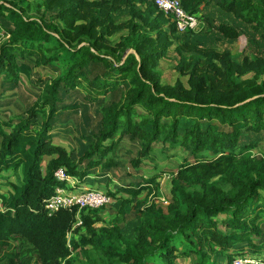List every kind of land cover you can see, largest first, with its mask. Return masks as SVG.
<instances>
[{
    "label": "trees",
    "instance_id": "trees-1",
    "mask_svg": "<svg viewBox=\"0 0 264 264\" xmlns=\"http://www.w3.org/2000/svg\"><path fill=\"white\" fill-rule=\"evenodd\" d=\"M181 3L204 28L211 0ZM216 6L232 21L216 26L222 37L238 39L242 23L264 37V0H219ZM125 12L117 20L115 14ZM198 36L179 33L150 0H0V109L5 92L22 82V61L57 72L40 80L28 107L0 116V178L9 170L15 175L0 192V264H175L192 256L197 264H219L206 262L211 252L228 257L227 264L237 257L264 264V243L253 240L263 232L264 156L252 153L256 142L243 141L264 134V57L238 60L229 50L200 45ZM175 43L176 69L186 84L163 81L157 70L159 57ZM105 96L110 100L94 110L78 155L53 142L63 113ZM125 139L138 145L135 167L156 146L185 153L170 173L166 208L157 194L161 172L123 180L108 192L121 199L122 214L134 201L141 220L135 238L118 225L97 226L100 208L46 209L56 189L74 190L85 180L99 184V176L89 177L94 169L116 171ZM59 169L75 185L60 181ZM82 228L86 234L69 238ZM178 238L184 251L174 244ZM235 243L248 249L237 252Z\"/></svg>",
    "mask_w": 264,
    "mask_h": 264
},
{
    "label": "rangeland",
    "instance_id": "rangeland-1",
    "mask_svg": "<svg viewBox=\"0 0 264 264\" xmlns=\"http://www.w3.org/2000/svg\"><path fill=\"white\" fill-rule=\"evenodd\" d=\"M217 1L219 0H211V3L208 8L203 12L206 15L207 20L205 21V25L202 31L198 32L199 36L196 39L197 42L202 46H209L218 51L229 50L232 54H234L238 60L243 59L245 56L256 57L263 56L264 57V37L261 32L258 30H254L251 26L246 24H239L241 29L240 37L236 40H231L225 37H222L216 29V26L222 21L232 22L231 19L226 16L223 17L219 13H216L219 9L216 6ZM117 20L121 21L126 18L125 13H117L115 14ZM236 24V23H235ZM126 30H121L116 32L114 35L109 37L110 42L115 43L119 40L121 34L125 33ZM220 35V36H219ZM179 43H175L171 47L167 49L163 56L159 57L157 70L159 71L160 78L163 81L174 83L178 78H180L185 84L187 81L186 76H181L176 69V65L178 64L179 54L175 50ZM20 75L22 77V82L16 88L12 90H8L3 95L4 100H2V108L0 109V116L11 117L14 112H17V108H26L30 105L31 101L34 99V91L40 87L41 79H51L57 75L55 70L50 67H37L33 63L27 61H22L20 63ZM251 76V73L245 75L244 77ZM1 81V78H0ZM110 100V96H105L104 98L98 100L97 102L84 104L83 106L78 107L77 109H73L69 112L63 113L60 120L57 122L54 127L53 133V142L56 144H60L64 146L70 153H74L78 155V151L80 148L81 140H84L83 137L90 130V125L92 123V117L94 115V110L101 108L103 105L108 103ZM252 141L256 142V146L252 149V153L258 156H264V134H253L250 137L244 138L243 141ZM151 155L144 159V161L139 165V167H135L133 165L132 159H136L138 157V145L135 141H131L129 139L123 140L120 144V150L118 152V159L120 160V165L116 169V171H110L108 175H103L102 172L98 169L92 170V173L89 177L95 178L99 176V184L90 185L91 182L89 180H85L81 182V184L74 188V190H67L68 193H74L79 190L81 186H84L83 189H92L96 190L93 195H85L79 196L74 199L80 201L81 204L91 205L98 209V213L101 217V220L96 223L97 226H115L118 225L121 229L122 234L126 238H135L137 235V227L140 224V218L136 216V213L132 210V204L134 201L127 204L125 207V212L122 214V206L121 199L114 198L108 192H116L119 185L123 184V180L132 181L134 179H140L146 176H153L158 172L162 174L158 175V189L157 194L160 202L166 208L169 203V199L171 198V172H176L178 170L179 164L182 162L185 153L179 150L177 153L172 155L166 154L162 152L159 146ZM107 157H111L109 154ZM49 158H45L43 164L45 165ZM128 172H132V174H128ZM4 178H0V192L4 191L6 188L7 176L11 180H15V175L13 171H5L3 172ZM143 175V176H142ZM89 178V179H91ZM142 180V179H141ZM77 181L72 179V181H68V187L75 185ZM56 192L63 194L62 190H56ZM110 195L109 197L106 195ZM264 195V191L261 192ZM122 195V196H120ZM118 197L128 198L131 196L120 194ZM146 195V191H143L138 199H144ZM69 196H67L68 198ZM107 199H106V198ZM64 201V199H62ZM124 210V209H123ZM262 227V236L253 235V240L264 243V223L261 224ZM81 233H87L84 229H80L79 232L77 229H73L69 233V238L78 237ZM78 239V238H77ZM174 244L178 247V251L185 250L184 241L180 238L174 241ZM244 247L245 250L248 249L247 244L235 243L234 248L235 251L238 252V247ZM241 249V248H240ZM210 255L212 257H208L206 259L207 263L217 262L219 264H227L228 257L224 259H219L215 257V253L211 252ZM239 259V258H238ZM236 259H232L231 263L235 264ZM197 259L195 257H178L176 259L175 264H197ZM154 264H160L155 262Z\"/></svg>",
    "mask_w": 264,
    "mask_h": 264
},
{
    "label": "built area",
    "instance_id": "built-area-1",
    "mask_svg": "<svg viewBox=\"0 0 264 264\" xmlns=\"http://www.w3.org/2000/svg\"><path fill=\"white\" fill-rule=\"evenodd\" d=\"M150 1H152L157 6L158 10L162 11L167 16H171V19L175 23V26L179 33H184L185 31L188 30L196 32L202 29L203 27L202 21L198 19L195 15L188 13L182 7L181 0H150ZM56 176L60 181H68L70 179V176H68L63 169H59L56 172ZM58 190H62L64 195L56 192L53 196H51L47 200L45 207L50 212L56 211L60 208L70 207L73 205H79L80 208H86V207L95 208L92 207L91 205L81 204L79 200L74 198L85 195H93L95 193H98L96 192V190L83 189L82 191H77L74 193H68L66 190L62 188H58ZM67 196L69 197L67 198ZM62 199H64V201ZM78 225H81V221L77 222L76 226ZM235 259H236L235 264L255 263V259H252L250 257H246V258L237 257Z\"/></svg>",
    "mask_w": 264,
    "mask_h": 264
},
{
    "label": "water",
    "instance_id": "water-1",
    "mask_svg": "<svg viewBox=\"0 0 264 264\" xmlns=\"http://www.w3.org/2000/svg\"><path fill=\"white\" fill-rule=\"evenodd\" d=\"M130 52H134L133 50H129V52L128 53H130Z\"/></svg>",
    "mask_w": 264,
    "mask_h": 264
},
{
    "label": "crops",
    "instance_id": "crops-1",
    "mask_svg": "<svg viewBox=\"0 0 264 264\" xmlns=\"http://www.w3.org/2000/svg\"><path fill=\"white\" fill-rule=\"evenodd\" d=\"M70 181H72V179H71ZM70 181H69V182H70Z\"/></svg>",
    "mask_w": 264,
    "mask_h": 264
}]
</instances>
